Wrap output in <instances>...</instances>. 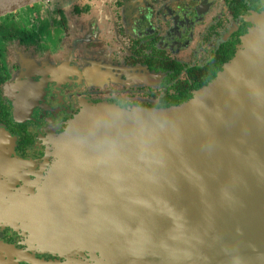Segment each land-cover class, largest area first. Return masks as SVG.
I'll list each match as a JSON object with an SVG mask.
<instances>
[{"label":"water","instance_id":"1","mask_svg":"<svg viewBox=\"0 0 264 264\" xmlns=\"http://www.w3.org/2000/svg\"><path fill=\"white\" fill-rule=\"evenodd\" d=\"M42 1L0 0V18ZM253 23L186 104L85 107L32 205H0L64 262L0 242V264H264V14Z\"/></svg>","mask_w":264,"mask_h":264},{"label":"flooded vegetation","instance_id":"2","mask_svg":"<svg viewBox=\"0 0 264 264\" xmlns=\"http://www.w3.org/2000/svg\"><path fill=\"white\" fill-rule=\"evenodd\" d=\"M260 14L264 0H44L0 18V205L16 214L32 205L58 163L56 142L85 107L191 101ZM9 212L0 213L1 243L61 260L32 246L26 215Z\"/></svg>","mask_w":264,"mask_h":264},{"label":"rangeland","instance_id":"3","mask_svg":"<svg viewBox=\"0 0 264 264\" xmlns=\"http://www.w3.org/2000/svg\"><path fill=\"white\" fill-rule=\"evenodd\" d=\"M32 10H33L32 8H27V9L22 10L21 12L28 13V12H31Z\"/></svg>","mask_w":264,"mask_h":264},{"label":"trees","instance_id":"4","mask_svg":"<svg viewBox=\"0 0 264 264\" xmlns=\"http://www.w3.org/2000/svg\"><path fill=\"white\" fill-rule=\"evenodd\" d=\"M220 73V72H219ZM218 73V74H219ZM218 74H217V76H218ZM217 76H214V77H211L209 80H207L208 82H210L211 80H213V79H215Z\"/></svg>","mask_w":264,"mask_h":264}]
</instances>
